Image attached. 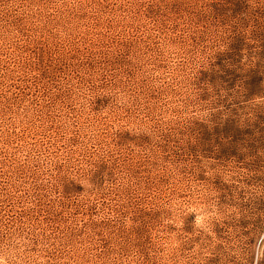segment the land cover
Masks as SVG:
<instances>
[{
    "label": "rangeland",
    "instance_id": "374dc122",
    "mask_svg": "<svg viewBox=\"0 0 264 264\" xmlns=\"http://www.w3.org/2000/svg\"><path fill=\"white\" fill-rule=\"evenodd\" d=\"M264 264V0H0V264Z\"/></svg>",
    "mask_w": 264,
    "mask_h": 264
},
{
    "label": "clouds",
    "instance_id": "9594fccd",
    "mask_svg": "<svg viewBox=\"0 0 264 264\" xmlns=\"http://www.w3.org/2000/svg\"><path fill=\"white\" fill-rule=\"evenodd\" d=\"M260 258H261L260 253L257 252V256H256V262H257V264H259Z\"/></svg>",
    "mask_w": 264,
    "mask_h": 264
}]
</instances>
